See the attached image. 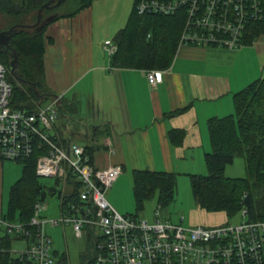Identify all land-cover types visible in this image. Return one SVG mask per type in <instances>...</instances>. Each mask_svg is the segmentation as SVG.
Listing matches in <instances>:
<instances>
[{
  "label": "crops",
  "instance_id": "obj_1",
  "mask_svg": "<svg viewBox=\"0 0 264 264\" xmlns=\"http://www.w3.org/2000/svg\"><path fill=\"white\" fill-rule=\"evenodd\" d=\"M134 1L126 12L128 0H94L76 16L49 24L45 37L52 42L43 57L46 85L67 104L53 134L64 145L88 147L98 168L120 165L112 187L121 190L136 169L204 174L212 149L208 120L231 114L233 95L264 77V34L234 50L178 46L156 87L146 70L112 67L105 44L125 27ZM174 128L187 131L180 146L169 140Z\"/></svg>",
  "mask_w": 264,
  "mask_h": 264
},
{
  "label": "built area",
  "instance_id": "obj_2",
  "mask_svg": "<svg viewBox=\"0 0 264 264\" xmlns=\"http://www.w3.org/2000/svg\"><path fill=\"white\" fill-rule=\"evenodd\" d=\"M139 14L171 15L184 11L185 23L179 46L240 48L249 27L264 21V0H137ZM110 57L117 45L107 42ZM166 70H147L151 86L163 81ZM8 70L0 63V162L35 159L38 177L71 178L78 182L75 200L63 199L59 217H46L44 202L34 205L30 220L12 222L0 213V243L4 238L22 240L21 250L10 253L33 264H56L48 226H69L79 239L95 246V264H264V220L249 221L243 208L238 220L218 226L186 225L161 218V206L153 218L124 215L109 201L107 193L123 170L120 165L98 168L86 147L64 145L53 134L60 116V96L37 111L11 105L12 86Z\"/></svg>",
  "mask_w": 264,
  "mask_h": 264
},
{
  "label": "trees",
  "instance_id": "obj_3",
  "mask_svg": "<svg viewBox=\"0 0 264 264\" xmlns=\"http://www.w3.org/2000/svg\"><path fill=\"white\" fill-rule=\"evenodd\" d=\"M49 0H0V31L13 25H32L37 21L40 7ZM57 1V0H55ZM94 0H65L61 5L44 8L40 22L35 27L17 28L11 46L17 52V72L24 83H19L9 74V56L0 48V63L7 72L12 86L11 105L20 110L35 112L43 102L54 97L44 81L43 57L46 42L45 30L53 22L74 17L92 6ZM66 3L68 9H59ZM137 0L131 9L128 21L114 38L116 52L110 57V65L117 68L143 70H167L171 67L179 46L185 23L184 11L171 15L161 13L139 14ZM264 34V21L250 25L243 45L252 44ZM67 104L60 103V113ZM188 107L174 110L165 116H174ZM208 132L212 149L205 154L207 174H191L190 182L193 197L200 208L210 212H225L232 220L243 208L247 209L249 221L264 220V77L249 83L233 95V112L208 120ZM187 131L184 128L169 130L172 144H183ZM56 137V136H55ZM59 140V139H58ZM60 141V140H59ZM64 144V143H63ZM87 151L91 154L88 147ZM92 155V154H91ZM237 157H243L246 176L229 178L226 167ZM24 164L21 176L10 186L7 212L1 213L4 219L27 223L37 202H44L48 193L63 199L75 200L78 182L68 179L63 191L44 187L35 172V159L18 161ZM61 183V179H57ZM63 184V182H62ZM132 189L137 211H142L147 202L155 200L162 208L172 204L177 191V173L136 169L132 172ZM45 191L46 197L40 199ZM246 196L250 204L245 205ZM90 243H92L90 241ZM4 249H9V238L2 240ZM89 254V253H88ZM56 264H67L65 252L55 253ZM96 253L85 255L82 264H94ZM0 264H33L12 256L8 251H0Z\"/></svg>",
  "mask_w": 264,
  "mask_h": 264
},
{
  "label": "rangeland",
  "instance_id": "obj_4",
  "mask_svg": "<svg viewBox=\"0 0 264 264\" xmlns=\"http://www.w3.org/2000/svg\"><path fill=\"white\" fill-rule=\"evenodd\" d=\"M130 4L131 0H128L126 12L130 10ZM69 6L70 4L66 3L59 9V11L62 9H68ZM120 15L122 16L123 12ZM1 21L4 22V19H1ZM48 90L50 93L54 94V91L49 87ZM50 98L46 99L43 104ZM23 166L24 164L22 162L17 161L4 160L0 162V213L2 214L7 212L10 186H12L21 176ZM205 170L207 169L205 168ZM190 172L191 171H187L185 173L177 174V191L175 200L172 204L161 209L160 217L179 222L180 218L184 216V224L186 225L220 226L230 222L231 219L225 212H210L199 207L193 197L190 182V175L197 173ZM204 174H207V171H205ZM225 176L229 178H241L246 176V167L243 157L235 158L234 162L226 167ZM38 180L44 187L56 188L58 191H63L64 189L62 182L58 183L56 178L38 177ZM127 183L128 185L123 190H121L120 185L111 187L107 193L109 201L112 202V204L116 206V209L124 215L141 216L151 220L154 216V210L158 206L156 201L151 200L147 202L142 211H137L132 189V179L129 174ZM44 204L47 206V210L43 213L46 217L52 218L60 216V198L58 197V193L56 195L48 193L44 200ZM126 208L129 210L125 211ZM238 219L239 216L234 220ZM47 231L49 235L52 236L54 248L60 252H66L67 264H82V259H84L85 255L96 253L94 244L87 242L86 239L77 238L69 226H48ZM24 246L25 243L22 240L13 241V248L18 251L23 249ZM13 255L14 257L17 256V254Z\"/></svg>",
  "mask_w": 264,
  "mask_h": 264
},
{
  "label": "water",
  "instance_id": "obj_5",
  "mask_svg": "<svg viewBox=\"0 0 264 264\" xmlns=\"http://www.w3.org/2000/svg\"><path fill=\"white\" fill-rule=\"evenodd\" d=\"M65 0H49L45 4L40 7L37 13V21L36 23L32 25H13L9 27L8 29H4L0 31V48L3 49L9 56V74L16 79L19 83H24L25 81L21 79L18 76L17 72V52L14 50V48L11 46V40L14 34L16 33L17 28H23V27H35L39 22L41 18V12L44 8H50V7H57L61 5ZM46 197V192L43 191L40 195V199L44 200ZM244 203L246 206L250 204V196H246Z\"/></svg>",
  "mask_w": 264,
  "mask_h": 264
},
{
  "label": "bare ground",
  "instance_id": "obj_6",
  "mask_svg": "<svg viewBox=\"0 0 264 264\" xmlns=\"http://www.w3.org/2000/svg\"><path fill=\"white\" fill-rule=\"evenodd\" d=\"M1 243H2V240H1ZM1 243H0V251H8V252L10 253V250H9V249H4ZM10 246H11V245H10ZM11 254H12V256H14V255H13L14 253H11ZM16 257H18V256H16ZM95 257H96V255H95ZM19 258H20V259H25V260H28V261L31 262L30 259H27V258H25V257H19ZM32 263H33V262H32ZM94 264H95V260H94Z\"/></svg>",
  "mask_w": 264,
  "mask_h": 264
}]
</instances>
